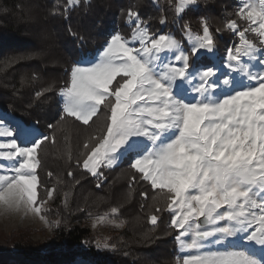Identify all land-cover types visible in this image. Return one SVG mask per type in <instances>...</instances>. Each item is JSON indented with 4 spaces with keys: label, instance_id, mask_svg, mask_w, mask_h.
Returning <instances> with one entry per match:
<instances>
[{
    "label": "snow or ice",
    "instance_id": "obj_1",
    "mask_svg": "<svg viewBox=\"0 0 264 264\" xmlns=\"http://www.w3.org/2000/svg\"><path fill=\"white\" fill-rule=\"evenodd\" d=\"M77 2L67 0L68 5ZM196 2L176 0L175 11L180 14ZM236 15L247 26L240 30L235 20L226 22L239 43L227 49L223 66L257 86L238 88L227 74L218 79L215 66L189 71L190 54L214 50L207 23L195 34L185 26L189 54L172 34H151L138 12L129 10L127 19L135 23L131 40L139 47L112 35L95 63L71 68L60 90L67 116L87 125L102 107L106 113L100 135L91 137L95 143L84 144L83 169L97 176L100 167L134 154L131 169L158 190L153 199H162L172 213L170 227L179 249L187 252L182 264H264V199L259 198L264 196V71L253 72L243 59L256 60L260 51L247 33L264 45V0H247ZM259 63L264 65V56ZM6 123L0 125V138H8L0 139V159L12 163L11 174H0V211L34 214L58 226L59 219L49 222L42 213L47 201L38 191L39 149L47 137L36 138L29 126ZM139 138L148 144L141 148ZM53 191L45 189L47 198ZM110 212L115 217L118 209ZM148 219L155 225L158 217ZM105 222L117 228L124 224L105 214L93 219V227ZM241 233L244 242L259 246V254L255 248L204 250L210 238L229 244Z\"/></svg>",
    "mask_w": 264,
    "mask_h": 264
},
{
    "label": "trees",
    "instance_id": "obj_2",
    "mask_svg": "<svg viewBox=\"0 0 264 264\" xmlns=\"http://www.w3.org/2000/svg\"><path fill=\"white\" fill-rule=\"evenodd\" d=\"M229 2L210 0L205 6L209 10L203 8L219 21L207 22L218 55L225 54L231 41L219 19V12ZM175 4L176 0H78L74 5L67 0H0V111L46 135L39 149L38 191L43 199L45 189L54 190L46 217L61 221L52 227V243L0 247V264H73L78 259L87 264H173L171 214L162 199H153L158 190L131 169L134 154L123 155L111 169L99 168L97 176L82 169L85 142L94 144L91 137L100 135L106 122L103 107L85 125L64 114L59 94L74 65L93 59L112 35L130 37L129 10L138 12L142 24L157 35L170 29ZM65 193L69 194L67 205ZM108 206L117 208L119 217H140L137 231L151 232L149 236L128 246V239L137 232L125 227L118 233L123 240L118 255L99 248L83 222L87 212L96 214ZM150 215L158 217L155 225L149 222Z\"/></svg>",
    "mask_w": 264,
    "mask_h": 264
},
{
    "label": "rangeland",
    "instance_id": "obj_3",
    "mask_svg": "<svg viewBox=\"0 0 264 264\" xmlns=\"http://www.w3.org/2000/svg\"><path fill=\"white\" fill-rule=\"evenodd\" d=\"M203 2V4L201 3ZM210 2V0H197V2L193 5H189L186 7V9L180 13L177 14L176 11L174 13L170 29L165 30L162 33H157L159 34H172L177 40L181 41V46L185 52H188L189 54L191 53V45L190 42L185 38L184 35V30L185 26L187 25L192 33H202V26L203 23H207L210 20H216L218 21V18L216 15L212 14L213 12L211 11H204L203 8ZM247 0H230L229 3L225 4L223 8L221 9V12H219V15L222 14V17H219L221 21L224 22V29L228 32L230 35L231 41L229 42L228 46L226 49L229 47H233L235 44L239 43V37L232 31L229 30L225 27L226 22L230 20H235L237 22L238 28L240 30H243L247 26V22L244 20H241L240 17L236 15V13L239 11V8L245 3ZM206 9L209 10V8L205 7ZM214 11L213 9H211ZM210 19L207 20V16L210 15ZM207 20V21H206ZM219 22V21H218ZM128 25L133 29L135 27L134 22H127ZM142 23V22H141ZM144 25V24H143ZM165 27V26H164ZM115 35V34H114ZM247 38L252 40L257 47L260 49V51L257 53V59L256 60H249L247 57L243 58L246 63L249 64L250 69L253 72H258V71H264V68H261V64L259 63L260 58L264 55V45L258 46L259 45V38L254 34V33H247ZM132 37V32L130 34V37L125 38L130 42V45L133 47H139V44L135 41L131 40ZM107 45V43H106ZM106 45L104 47H106ZM104 49V48H103ZM102 49V51H103ZM217 46L214 43V50L209 53L205 49H200L199 54L197 56H192L190 54L189 57V71H195L196 69H201V70H206L207 67L209 66H215V68H218V79H222L225 74L230 75L235 79L237 82V87H244V86H257L256 81H248L246 77H244L240 73H232L230 72L229 69L224 67V62L226 59V54L223 55H218L217 53ZM98 53V56L100 57L101 52ZM168 55V54H164ZM170 59V55L168 56ZM94 59V58H93ZM93 59H85L82 61L81 64L86 65L90 63V60ZM209 60V62H208ZM167 62V61H165ZM60 95V94H59ZM194 96L195 93H192ZM60 101H61V106L63 110V98L60 95ZM65 114V113H64ZM0 116L3 117V120H0V125L7 127L8 124L6 122H12L14 124H20L18 120H15L14 118L5 115L2 111H0ZM74 118V117H73ZM27 126V125H26ZM31 127V126H29ZM34 130V135L36 138H42L46 137V135L39 130L35 126L31 127ZM3 140H7L8 138H0ZM142 143L140 147L142 148L144 144H148V141L144 138H139ZM43 141V140H42ZM127 153L123 154L126 155ZM122 155V156H123ZM118 157L117 161L114 163L113 166L108 167V166H103L100 167L102 168L103 171H106L108 169L113 168L115 165H117L122 158ZM12 162L5 161L0 159V174H11L10 173V165ZM83 169V167H82ZM86 171V170H85ZM89 173V172H88ZM90 174V173H89ZM91 175V174H90ZM93 176V175H91ZM146 182V181H145ZM148 183V182H146ZM149 184V183H148ZM260 199H264V196H260ZM47 201L44 205H42V213L46 216V211L47 207L49 204L50 199L45 196L43 198ZM98 200V199H97ZM99 200H101L99 198ZM98 200V201H99ZM112 206L104 207V211H101L99 213L93 214L90 212H87V216L84 219L83 225L90 230L91 237L94 239V242L98 245L99 243V248H103L109 253L112 254H119V248L122 245L123 240L121 241L122 237L120 234L122 230L126 227L131 231L134 229L137 234H135L132 230V232L136 235L135 237H130L128 241H130V244L128 246H131L132 243H135V241L144 240L147 238L150 234L149 232H142V231H137V227L139 225L141 226V219L140 217H136L134 215L126 216L125 214L123 216H118V214L115 215V217H112V214L110 212ZM169 214L172 215L170 211H168ZM105 214H108L110 218H115L118 221L122 220L124 221V224L117 228L114 225L108 224V223H97L95 227H93V219L98 217V216H103ZM122 214V213H121ZM47 218V217H46ZM47 220L51 222L48 218ZM171 223V221H170ZM169 223V227H170ZM174 230V229H173ZM128 231V232H129ZM132 233V234H133ZM174 233V234H173ZM171 235V240L173 242V249H172V254H173V264H177V258H180V264H182V257L183 255L187 254L186 251L182 252L179 249L178 243L175 240V235L176 231L174 230ZM244 233L239 234L235 239L229 243V244H215L212 242L211 238L208 241V246L204 250H224L228 248H237V249H244L247 248L248 250H253L254 248L257 251V254H259V246H255L254 244H247L242 240V237L244 236ZM163 236H160V238ZM53 233H52V226H49V224H46L44 221L40 220L39 217H37L34 214H25L24 212H16V213H5L3 211H0V247L2 248H10L12 249L15 245H17L20 248H22L24 245H30V246H37L41 247L43 245H46L48 243H52L53 240ZM170 240V239H169ZM107 244L108 247H104V244ZM171 245H169V252L171 253ZM127 249V246H126ZM123 250V249H122ZM127 255H131L129 251H127ZM126 255V256H127ZM138 256V255H137ZM143 258V259H142ZM139 262L143 263L144 257H142ZM73 264H87L86 262L82 260H77Z\"/></svg>",
    "mask_w": 264,
    "mask_h": 264
},
{
    "label": "crops",
    "instance_id": "obj_4",
    "mask_svg": "<svg viewBox=\"0 0 264 264\" xmlns=\"http://www.w3.org/2000/svg\"><path fill=\"white\" fill-rule=\"evenodd\" d=\"M98 59H99V56L96 55V57H95L93 60H90L91 62L88 63V64H86V65H83V64H81V63H77V64H79V65H81V66H88V65H90V64H92V63H95ZM80 122H81V121H80Z\"/></svg>",
    "mask_w": 264,
    "mask_h": 264
}]
</instances>
